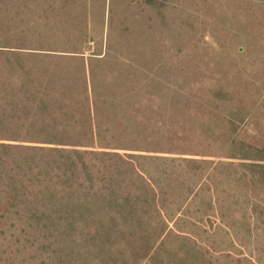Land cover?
Masks as SVG:
<instances>
[{
    "label": "rangeland",
    "instance_id": "374dc122",
    "mask_svg": "<svg viewBox=\"0 0 264 264\" xmlns=\"http://www.w3.org/2000/svg\"><path fill=\"white\" fill-rule=\"evenodd\" d=\"M241 120L264 0H0V264H264Z\"/></svg>",
    "mask_w": 264,
    "mask_h": 264
},
{
    "label": "trees",
    "instance_id": "16d2710c",
    "mask_svg": "<svg viewBox=\"0 0 264 264\" xmlns=\"http://www.w3.org/2000/svg\"><path fill=\"white\" fill-rule=\"evenodd\" d=\"M243 121L241 120L237 123L236 128L234 127L235 134L223 142L225 158L246 161L248 163H244L243 166L254 169L255 172H261L264 177V141L261 138L260 140L256 138L257 135L262 134L260 130H263V127L258 128L253 120L249 123ZM242 123L243 125H241ZM241 133L244 136H240ZM168 140L171 143L173 138Z\"/></svg>",
    "mask_w": 264,
    "mask_h": 264
}]
</instances>
